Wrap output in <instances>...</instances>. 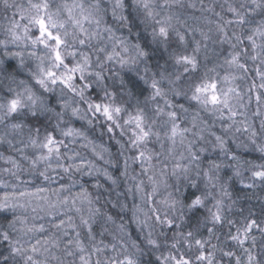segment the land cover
I'll list each match as a JSON object with an SVG mask.
<instances>
[{
  "label": "clouds",
  "instance_id": "9594fccd",
  "mask_svg": "<svg viewBox=\"0 0 264 264\" xmlns=\"http://www.w3.org/2000/svg\"><path fill=\"white\" fill-rule=\"evenodd\" d=\"M0 264H264V0H0Z\"/></svg>",
  "mask_w": 264,
  "mask_h": 264
}]
</instances>
